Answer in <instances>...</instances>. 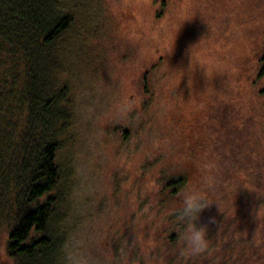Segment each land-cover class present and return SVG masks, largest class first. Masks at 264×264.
<instances>
[{
	"label": "trees",
	"instance_id": "16d2710c",
	"mask_svg": "<svg viewBox=\"0 0 264 264\" xmlns=\"http://www.w3.org/2000/svg\"><path fill=\"white\" fill-rule=\"evenodd\" d=\"M75 1L80 0H0V264H60L59 249L76 228L69 220L77 195L61 161L72 143L79 105L66 59L74 30L87 22L77 11L85 3L78 7ZM260 5L257 16L262 17ZM250 44L259 52H235L232 70L229 63H220V68L229 69L222 96L213 97L211 92L210 101L201 105L205 108L196 110L211 118L214 133L208 134V142L217 148L218 159L231 157L226 176L224 165L216 163L207 181L203 177L195 184L223 211L214 203L201 214L199 223L208 225L211 238L208 252L187 261L179 256L176 233L170 234V229L182 193L193 184L177 173L171 178L157 174L151 194L155 199L132 189L129 200L150 202L145 212L176 207L169 212L171 223L163 234H150L147 217L135 232L139 244L129 250V257H139V264H264V205L256 215L264 204V34ZM163 64H154L146 74L141 109L133 119L132 157L143 151L142 164L126 161L136 164L146 180L155 165L182 163L173 160L178 158L173 154L177 149L172 155L167 151L170 143L177 148L180 132L168 130L163 122L172 112L179 117L185 110L178 111L180 91L167 88L172 80ZM194 79L203 83L199 74ZM123 180L130 181L131 176ZM123 195L126 200L128 195ZM86 219L81 215L77 227ZM148 231L152 237L146 243ZM115 235L120 248L134 233L127 229Z\"/></svg>",
	"mask_w": 264,
	"mask_h": 264
},
{
	"label": "rangeland",
	"instance_id": "374dc122",
	"mask_svg": "<svg viewBox=\"0 0 264 264\" xmlns=\"http://www.w3.org/2000/svg\"><path fill=\"white\" fill-rule=\"evenodd\" d=\"M81 1L85 5L77 11L87 22L81 20L74 30L66 59L79 103L72 143L61 156L77 195L69 225L77 227L81 215H87L88 223L98 229L102 245L117 249L116 232H139L147 217L150 234L159 235L168 229L169 212L176 207H151L145 212L150 202L134 204L129 191L137 189L141 196L153 200L154 176L171 178L176 173L197 189L198 181L203 177L207 181L216 163L224 165L226 176L231 157L218 159L217 148L208 142V134L214 133L211 118L196 110L205 108L201 105L210 101L211 92L213 97L222 96L235 52H259L250 42L264 34V14L257 16L256 8L259 2L262 7L264 0H80L75 5L81 7ZM190 49L192 72L188 71ZM158 62L164 63L165 74L171 77L167 88L180 91L178 111L185 110L179 117L172 112L163 122L168 130L180 132L177 148L170 143L167 151L171 154L177 149L173 154L178 158L173 160L181 159L182 163L180 167L174 163L155 165L146 180L136 164L130 166L126 161L141 162L139 156L144 153L132 157L136 149L130 143L135 133L133 119L141 109L144 78ZM220 63H229V69L220 68ZM197 74L202 76V84L194 79ZM126 137L129 140L125 142ZM126 175L131 180L121 181ZM123 193L128 195L126 200ZM149 231L143 237L146 243L152 237Z\"/></svg>",
	"mask_w": 264,
	"mask_h": 264
},
{
	"label": "clouds",
	"instance_id": "9594fccd",
	"mask_svg": "<svg viewBox=\"0 0 264 264\" xmlns=\"http://www.w3.org/2000/svg\"><path fill=\"white\" fill-rule=\"evenodd\" d=\"M192 49H190L191 67L188 69L189 72L193 71ZM180 199L181 203L175 209V219L170 234L171 232L176 233L179 256L187 261L205 254L211 246L208 225L199 223L203 211L214 203L221 212L223 211L219 203L210 200L207 193L196 188L185 190ZM262 205L264 204L260 205L257 216ZM214 221L213 217L210 223ZM138 244L139 237L134 233L131 240L125 241L121 248H105L98 235V229L86 222L70 231L66 236L59 249L60 264H139V257L136 259L129 257V250Z\"/></svg>",
	"mask_w": 264,
	"mask_h": 264
}]
</instances>
